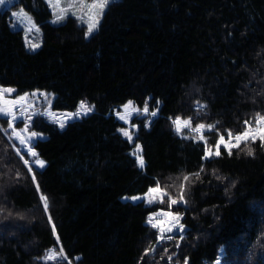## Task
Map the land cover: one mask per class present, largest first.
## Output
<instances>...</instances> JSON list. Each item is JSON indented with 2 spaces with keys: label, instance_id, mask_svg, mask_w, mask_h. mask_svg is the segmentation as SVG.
<instances>
[{
  "label": "trees",
  "instance_id": "trees-1",
  "mask_svg": "<svg viewBox=\"0 0 264 264\" xmlns=\"http://www.w3.org/2000/svg\"><path fill=\"white\" fill-rule=\"evenodd\" d=\"M19 6L43 43L28 50L0 8V85L53 93L59 110L83 100L93 110L64 128L35 118L47 134L33 144L43 168L0 128V264H264L260 140L247 141L253 156L241 141L231 156L220 145L205 159L220 135L264 116V0H117L90 39L75 17L51 23L46 0ZM128 101L157 112L133 119L132 140L114 113ZM8 122L0 116L2 128ZM153 188L161 203L133 200ZM171 200L184 231L162 238L147 221Z\"/></svg>",
  "mask_w": 264,
  "mask_h": 264
},
{
  "label": "rangeland",
  "instance_id": "rangeland-1",
  "mask_svg": "<svg viewBox=\"0 0 264 264\" xmlns=\"http://www.w3.org/2000/svg\"><path fill=\"white\" fill-rule=\"evenodd\" d=\"M17 1L18 0H3V2L0 3V8L4 11L10 10L11 28L14 30H22L27 49L30 51H36L42 46L43 30L37 23L33 13L30 10H28L24 6L15 7ZM46 1L49 3L50 9L52 11V17L50 19L51 23L60 24L65 22L70 17H75L80 23L87 26L86 37L87 39H90L99 31L103 18L111 3L117 0H109V3L102 9L97 6L95 8H92L91 10H89L87 5L92 4L94 0H84L83 4H81L80 0ZM57 17L62 18L57 19ZM93 23H97V27L93 30L92 33H89L88 26ZM32 45H37V47H32ZM0 89L14 90L11 92H4L0 94V108L5 110L4 112H0V116L6 117L9 121L6 129L2 128L1 126L0 128L20 157L21 149L28 152L31 157L32 155L29 149L34 150V142H36L37 139H43L47 137V134L41 131H37L33 127L35 118L37 116L45 117L48 121L56 123L60 128H64L68 125L69 122L80 118L81 115H84L83 112H81L79 115H75L78 112L79 108L75 111L59 110L55 108L54 101L56 95L44 90L36 89L25 93H18L16 87L9 85H0ZM83 102H85L89 107H92L93 110L92 103L85 100H83ZM129 102H131L130 107L128 109H125V105H128ZM145 107H147L149 110L148 105H145L143 108H138V106L135 105L133 101H128L126 104L122 105L120 110L114 111L115 115L124 124L123 129H126L131 133L132 139L134 138L136 130L138 129V126L133 122V119L136 117H143L145 115L151 117L152 112H155L157 114L156 111L150 110L147 113L144 112L143 109ZM120 116H124L125 119H121ZM61 124H63L64 126L61 127ZM257 127H264V125L252 127V129L255 130ZM32 132L37 133V136H31ZM16 133H19V136H17ZM22 139L24 141L23 143L21 142ZM224 139L226 142L229 140L225 137ZM235 143L236 141L233 138L231 140V144L234 145ZM136 151L137 146H135L134 148V153ZM139 155H141V152L139 153ZM135 156L137 157V159H139L138 155ZM32 157L35 158V161L38 160L36 156ZM23 160L24 162L28 161V163L26 164L27 166L30 165L29 160ZM156 189V192H148L145 195L136 196L135 198L137 199L133 198V200L137 201L143 199L149 204H159L161 203L160 201H162L163 196H165V193L159 188ZM172 201L173 200L170 201L169 208L159 207L155 209L148 217L147 222L149 223V221L151 220L150 224L156 225L155 228L159 230L162 238L174 232L182 233L184 231V227L180 222L182 215L177 213L173 208L174 204H176L177 202L172 203ZM170 228L172 229L171 231H169ZM61 254L65 256L63 251L61 252ZM48 256L49 253L47 257ZM215 264L222 263L220 261H217L215 262Z\"/></svg>",
  "mask_w": 264,
  "mask_h": 264
},
{
  "label": "snow or ice",
  "instance_id": "snow-or-ice-1",
  "mask_svg": "<svg viewBox=\"0 0 264 264\" xmlns=\"http://www.w3.org/2000/svg\"><path fill=\"white\" fill-rule=\"evenodd\" d=\"M2 2H3V0H0V3H2ZM80 2H81V4H83L84 3V0H80ZM108 3H109V0H94V2L92 4L87 5V7L89 8V10H91L92 8H95L97 6L102 9ZM61 18L62 17H57V19H61ZM97 23H98V21H97ZM97 23H93V24H90L88 26V32L89 33H92L93 32V30L97 27ZM32 47H37V45H32ZM11 91H14V90L13 89H0V94H2L4 92H11ZM130 105H131V102H129L128 105H125V109H128L130 107ZM4 111H5L4 109L0 108V112H4ZM91 111H92V107H89L85 102L81 101L80 106H79V110H78V112L75 115H79L81 112H83L84 114H87V113H89ZM143 111L147 113L149 110H148L147 107H145L143 109ZM70 115H72V114H70ZM151 115L155 116L156 113L155 112H152ZM120 118L121 119H125L124 116H120ZM244 123L246 125L245 130L242 131L241 133L237 134L235 137H233L231 131H228L227 132V135L229 137V140L227 142L224 139V135H220L219 140H218L217 144L215 145L216 151L213 153L209 149L208 150V155L205 157V159L211 157L212 155L220 156L221 153L219 151V148H220V145L221 144H224L225 145L227 154L229 156H231L233 154L232 153V148L233 147H236V148H239L240 147V142L241 141H244L245 144H246V146H247V153L246 154L249 155V156H253L254 155V149L251 148V146H248L247 145V141L249 139L253 143H255L257 139H259L260 140V146H261V148H264V127H257L255 130H253L252 129V125H251V123L249 121H245ZM255 123L257 125H264V116H261V115L257 114V119H256ZM173 124H175L177 126V131H179L180 125H181L180 119L177 118L176 120H174L173 121ZM183 124H184V126H189L190 125V121L189 120H185V121H183ZM63 126L64 125L61 124V127H63ZM10 127H11V124H10ZM214 127H215L214 125H207V128L209 130H212ZM204 128H205V125L200 124L194 130L197 131V132H199L201 129H204ZM25 130H27V129H25ZM120 131L123 133V135L125 137H128L129 140L132 139V135H131V133L128 130L121 129ZM16 135L19 136V133H16ZM31 136H37V133L32 132L31 133ZM233 138L236 141V143L234 145L231 144V140ZM201 139H204V137L201 136ZM21 142L22 143L24 142L23 139L21 140ZM29 151L31 152V155L32 156H36L37 155V153L34 150L29 149ZM141 151H142V149H140L139 146H137V151L135 153H133V154L139 156L138 163H139V166L141 168H143L144 165H145V161H144L143 156L142 155H139V153ZM237 154H239V153H237ZM27 163H28V161H25V164H27ZM35 163L37 165H39V167H41V168H43L44 167V164H45L44 161L39 160V159L36 160ZM194 175L197 176V177H199L200 174L199 173H195ZM184 179L187 180L188 177H184ZM33 180H35V176H33ZM37 189H39V185L38 184H37ZM149 191L150 192H156L157 189L156 188H153V189H150ZM41 199L43 201V207L47 211V209H48V198L46 196H41ZM134 199H137V198H134ZM172 203H176V201L173 200ZM49 220L51 221V216H49ZM149 223H151V220L149 221ZM155 226L156 225H153V227H155ZM52 227H53V231H55V225L54 224L52 225ZM171 230L172 229L170 228L169 231H171ZM169 238L171 239V237H169ZM57 239H59V238L57 237ZM62 251L63 250L61 249V252ZM56 255L57 254H56V252H55L54 249L53 250H50V255L48 256V259H55L56 258Z\"/></svg>",
  "mask_w": 264,
  "mask_h": 264
}]
</instances>
